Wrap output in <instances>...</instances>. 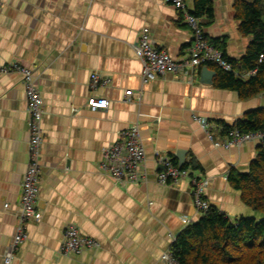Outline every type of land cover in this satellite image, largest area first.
I'll use <instances>...</instances> for the list:
<instances>
[{"label": "crops", "instance_id": "obj_1", "mask_svg": "<svg viewBox=\"0 0 264 264\" xmlns=\"http://www.w3.org/2000/svg\"><path fill=\"white\" fill-rule=\"evenodd\" d=\"M211 1L213 16H199L207 39L221 43L227 58L240 60L252 38L239 30L236 0ZM196 2L186 0L192 12ZM181 19L163 0H0V264L17 224L28 164L23 78L2 72L14 62L31 69L44 113L37 218L13 264H165L170 235L177 237L187 227L184 219L195 223L202 216L194 208L188 179L158 182L157 155L179 167V153L185 152L184 166H196L209 180L206 199L229 220L264 218L229 180L233 172L250 171L260 141L217 148L191 118L210 120L221 142L222 125L264 109V93L242 99L214 83L204 85L201 69L142 80L134 51L140 32L148 29L158 47L180 59L192 41ZM93 73L108 77L110 85L92 90ZM128 90L133 91L130 99ZM91 96L107 98L109 107L91 111ZM133 125L145 150V179L119 184L99 163L119 133ZM69 225L99 246L77 256L61 254Z\"/></svg>", "mask_w": 264, "mask_h": 264}, {"label": "built area", "instance_id": "obj_2", "mask_svg": "<svg viewBox=\"0 0 264 264\" xmlns=\"http://www.w3.org/2000/svg\"><path fill=\"white\" fill-rule=\"evenodd\" d=\"M166 4L174 7L181 15V22L192 32V41L187 53L180 59L171 57L167 51L158 47L151 39L148 29L144 28L134 47L135 54L142 64V80L148 83L159 77L168 74L185 73L189 71H199L203 66L214 64L226 72H232V65L225 58L222 50L210 44L204 31L200 18L192 12L186 0H163ZM264 56H260L259 62ZM4 73H19L23 78L25 90L27 112L29 114L28 125V164L22 181V192L20 197V211L17 219L12 241L3 257L2 264H13L19 248L28 240L29 224L37 218V201L40 194V172H41V149L43 144L42 118L43 99L37 88V82L30 68L22 63L14 62L2 68ZM256 71L245 75L236 74L242 80H247L254 76ZM110 79L98 73H93L90 80V88L95 90L99 87L110 85ZM133 91H126V96L130 99ZM107 98L91 96L88 99V107L91 111H99L109 107ZM192 121L197 123L207 134L208 139L217 148L230 149L239 147L246 141L259 140L264 144V133L243 134L237 129L228 131L223 140L217 141L213 129L216 127L207 118L192 115ZM145 150L140 140L139 127L133 125L119 133L117 141L103 151V158L99 163L100 170L119 184H139L144 181ZM157 162L162 167L158 173L157 180L160 184H176L182 179H188L193 196V205L196 211L205 215L211 209V205L206 199V189L209 180L202 177L193 168H180L174 165L169 157L157 155ZM8 207V205H5ZM184 224L191 225L192 220L184 219ZM171 243L176 237L170 235ZM98 242L80 234L78 228L69 225L63 232V240L60 246V253L63 255H81L84 251L95 249ZM165 264H181L170 250L162 256Z\"/></svg>", "mask_w": 264, "mask_h": 264}, {"label": "trees", "instance_id": "obj_3", "mask_svg": "<svg viewBox=\"0 0 264 264\" xmlns=\"http://www.w3.org/2000/svg\"><path fill=\"white\" fill-rule=\"evenodd\" d=\"M234 10L240 32L252 38L246 54L240 60H232L226 57L221 43H210L223 51L233 71L226 72L214 64L207 66L217 73V88L235 91L240 98L248 99L264 93V58L259 62L260 56H264V0H236ZM204 13L213 16L211 0H197L194 14L199 17ZM254 70L256 74L247 80L236 76ZM233 129L243 134L264 133V109L247 113L235 125H222V134ZM191 168L197 169L194 165ZM229 180L241 191L243 202L264 216V144L259 145L250 171L233 172ZM171 250L181 264H264V218H240L233 222L211 207L177 235Z\"/></svg>", "mask_w": 264, "mask_h": 264}, {"label": "water", "instance_id": "obj_4", "mask_svg": "<svg viewBox=\"0 0 264 264\" xmlns=\"http://www.w3.org/2000/svg\"><path fill=\"white\" fill-rule=\"evenodd\" d=\"M216 71L211 69L209 66H203L200 70V82L204 85H212L216 76ZM185 152L179 153V167L182 168L185 165Z\"/></svg>", "mask_w": 264, "mask_h": 264}]
</instances>
